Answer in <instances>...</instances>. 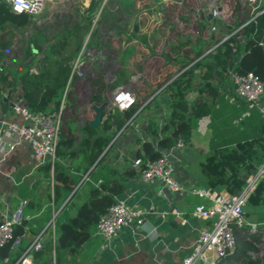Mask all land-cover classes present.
<instances>
[{"label":"trees","instance_id":"trees-1","mask_svg":"<svg viewBox=\"0 0 264 264\" xmlns=\"http://www.w3.org/2000/svg\"><path fill=\"white\" fill-rule=\"evenodd\" d=\"M62 1L55 0L51 3L46 0L42 13L34 18L28 14L13 12L5 0H0V60L2 61L0 102L6 103L11 95L18 93L22 103L32 112H51L59 108L61 97L68 87L54 159L44 161L36 170L37 177H33L34 180L29 187L31 194L25 204L26 210L33 214L32 209L39 208V204L34 200L37 191L41 192V197H46L49 202L59 206L84 175L93 183L98 182L96 184L87 182L89 184L88 198L82 203L76 204L73 195L63 206L58 217L62 220L57 224V257L60 250L74 252L91 237L99 216L107 212L114 202V196L121 192L122 180L134 173V169L129 168L119 175L117 169L106 164L110 147L106 148L115 133L132 116L135 107L129 108L122 114L109 112L102 123L96 127L85 122L77 127V134L73 133L69 125L67 127L65 125L67 105L72 103L70 100H77L78 97L74 90L75 81L85 74L74 75L68 84L72 65L81 49L85 34H88L85 44L87 50L95 46L96 49L105 47L110 52L115 51L112 48L115 41H100L99 26L92 31L89 30L96 15L93 7L98 0H90L87 5L84 4L82 12H79L80 8L76 6L75 10L70 9L71 17L68 16L62 21L54 19L44 24L45 28L39 29L36 24L41 17L47 18L52 11L62 8ZM76 1L79 5L82 0ZM158 1L160 0L153 2ZM242 1H244L243 5L247 2ZM181 10L179 19L185 20L181 22V25L190 24L189 20H186L190 10L183 8ZM248 11L247 14L242 7L238 9L236 3L234 14L232 15L233 10L228 13L230 19L233 16L232 20L227 23L222 19L212 18L205 22V17H200L203 23L198 20L200 14L197 12L194 22L198 29V37L194 41L188 35L183 41L182 33L186 29L184 27L181 29L179 21L169 24L171 31H176L175 38L168 39L162 52L159 53L165 67L162 71L168 70L167 79L169 80L163 88V94L167 98V118L160 128L157 124L151 123L149 128L152 139L143 141L140 149L136 151L135 157L141 158L143 165L146 161L157 158L162 149L170 148L179 137L186 144L190 143L192 131L199 119L215 114V105L222 99L219 94L220 85L223 86V83L228 85L232 82L229 76L230 70L237 73L251 71L264 81V0H259L256 11ZM257 11L260 12L255 15ZM201 13L205 14V12ZM99 15L98 24L110 19L109 11H101ZM251 17L252 19L237 34L223 39L226 34ZM213 24L216 28L211 31ZM160 26H155L152 37L146 38V34H141L138 23H135L133 32L136 34V41L132 42L130 49L134 48L139 40L145 44L152 42L154 49L160 42L159 35L162 34ZM177 26L178 28L175 29L174 27ZM14 29H20L22 33L16 35L13 32ZM27 31L31 33L28 34ZM202 32L206 35L208 33L209 39L202 38L204 36ZM13 39L16 45L22 46V48L19 47L20 53L14 54L15 51L11 48ZM209 49L210 51L205 54ZM128 50V48L122 50L119 57L125 62ZM151 51L154 52V50ZM91 73L89 71L83 78L89 79ZM215 73L216 77H214ZM125 75L128 74H122L115 83L126 78ZM191 92L198 93L192 104L187 101V95ZM90 100L100 103L106 100V97L101 93L93 92ZM262 100L264 101V98ZM76 109L72 103L69 108L70 117L75 120L77 119ZM244 109L243 103L242 110L237 112L235 117ZM233 122L236 124L235 119ZM236 126L242 129L239 139H230L231 142L224 140L222 143L212 139L208 154L199 163L200 173L206 185L229 193L239 192L245 177L253 173L264 160V116L258 110H254ZM159 134L161 136L157 138ZM155 138L158 139L157 145H153ZM70 206L73 209L72 214L68 213ZM260 206H264V177L258 181L248 196L245 207ZM27 216L28 213H24L22 220L14 226L15 235H24L25 228L30 229L32 221L27 220ZM9 245V242L0 245V260L10 255ZM27 246L28 244L23 243L22 239L21 245L17 248V256L12 263H15ZM52 248L51 240L45 242L38 251L33 253L34 264H47Z\"/></svg>","mask_w":264,"mask_h":264},{"label":"crops","instance_id":"crops-1","mask_svg":"<svg viewBox=\"0 0 264 264\" xmlns=\"http://www.w3.org/2000/svg\"><path fill=\"white\" fill-rule=\"evenodd\" d=\"M89 1L85 0L84 4L87 5ZM117 1L118 5L121 2L127 8V12H131L129 8L134 4V0ZM200 17H205V22L209 21L207 13L200 14L198 17V20L203 22ZM122 20L124 19L114 20V23H117V28L116 30L114 28L115 31L111 40L104 36L99 38L102 42H105V40L115 41V46H112L115 51L111 50L112 57L110 60L107 55L109 53L108 49L105 47L96 49V53H90L86 49L87 35L84 37L81 49L76 55L77 57L83 50L81 57L83 60L85 59V64L91 66L94 70H98V74L96 73L98 76H94L93 71H90L92 72L91 77L86 81L87 83L90 80L98 81V83L95 82L97 84L95 86V83H92L91 93H101L106 97V100L94 103L90 100V96L89 100L83 102L82 100H70L77 108L75 111L77 119L70 117L69 108L72 103L67 105L68 110L65 118L66 127L69 125L74 134H77V127L85 122L93 126L92 122L95 117L101 114L100 121L93 127L99 126L106 115L109 114L106 107L110 104L112 91L118 86L130 84L129 86L136 96L135 104L131 107H135V110L123 127L115 133L106 148L110 147L108 150L110 155L106 164L117 169L119 175L129 168L134 169L132 161L136 156V151L140 149L143 141L152 139L149 128L151 123L157 124V127L160 128L167 118V98L163 94V88L169 80L167 79L168 70L162 71L165 68L163 60L160 61V65L156 70L152 66H146L151 61L149 59L152 58L154 53L151 51L154 50L151 42L145 44L139 40L135 47L130 49L132 42L136 41V34L133 32L135 21L127 19L128 26L124 28V25L120 28ZM130 23H132V28H129ZM143 33L142 31L141 34ZM202 33H204L202 38L207 39L208 33L207 35L205 32ZM196 37H198V29L196 30ZM146 38H150L149 35L146 34ZM125 48L129 49L126 62L124 59L119 58ZM137 49L140 51H137ZM142 49L149 56L144 63H142L144 59L141 57L143 54ZM1 64L2 61L0 60ZM140 64L142 65L139 66ZM142 67L143 69H141ZM107 68L110 69L111 78L108 77L109 73L105 71ZM134 68L144 73L140 74ZM109 69L107 72H109ZM84 73L85 76L89 72L86 70ZM122 74L128 75L115 83ZM133 76H137L134 81H132ZM83 77L77 78L74 90L77 91V82L83 80ZM214 77H216V73ZM233 91L232 82L228 85L226 83H223V86L220 85L219 94L222 99L215 105V114L212 113L199 119L192 131L190 143L187 144L185 149L176 152L174 159L175 173L178 181L187 188L185 192L181 194L169 191L159 182H145L135 169L132 176H127L126 179L122 180L123 188L118 195L114 196V201L116 198L127 199L131 204L143 208L153 206L156 210V213L149 212L145 214L143 225L124 227L118 236L109 243H104L102 238L96 234V229H94L91 237L76 251L60 250L57 257V224L62 220V218L59 220L58 217L63 206L73 195L76 204L82 203L88 198L89 184L87 182L92 184L98 182L93 183L84 175L59 206L49 202L46 197H41V192L37 191L34 200L39 204V208L34 207L32 209L34 213L32 214L26 210L25 204L30 199L29 187L34 178L37 177L36 170L40 164H37L32 149L26 142L19 143L12 151L4 153L0 162V222L5 217L12 216L19 208H22L23 216L24 213H28L26 218L32 223L30 229L25 228L23 243L30 244L39 234L41 235L42 245L51 240L53 248L48 256L47 264H180L194 243L198 229L206 223L191 215L193 206L196 203L206 202L189 192L193 186H207L204 177L200 173L199 163L208 154L212 139L220 143L224 140L231 142L230 139H239L242 131L236 126L240 122L234 124L233 121L241 114L235 117V114L242 110L244 102ZM197 96V92H191L187 95V101L192 104ZM17 97L19 98L18 93H14L7 100L8 102H0V116L14 117L10 104ZM126 110L114 109L112 112L122 114ZM160 136L161 134L157 138ZM157 138L154 139L153 145H157ZM244 211L247 220L255 222L257 228L252 231L248 225L235 227L236 245L234 251L221 264H264V206L257 208L245 207ZM162 212H165L163 218L159 216V213ZM68 213H73L72 206L68 207ZM17 252V248L11 250L6 259L0 260V264H14L12 261L16 258Z\"/></svg>","mask_w":264,"mask_h":264},{"label":"built area","instance_id":"built-area-1","mask_svg":"<svg viewBox=\"0 0 264 264\" xmlns=\"http://www.w3.org/2000/svg\"><path fill=\"white\" fill-rule=\"evenodd\" d=\"M13 12L24 13L36 18L45 6L46 0H5ZM245 5L250 12L257 10L259 0H246ZM209 18L224 19L228 17L220 4L215 0H207L201 7ZM260 11L255 12V15ZM251 18L243 22L237 28L226 34L223 39L237 34ZM216 25L211 26L214 31ZM207 50V52H209ZM79 54L72 65L68 84L72 77L82 76L85 70V62ZM229 76L234 85V91L238 98L245 104V109L236 118L235 122L250 116L254 110H258L264 116V81L260 80L253 72L237 73L229 71ZM137 76H133L132 81ZM121 85L112 91L110 104L107 113L117 110H126L135 104L136 96L129 86ZM66 87L57 110L51 112H32L21 101L16 98L11 102L13 118L0 116V162L4 153L12 151L16 145L26 142L32 149L37 164L46 160L53 161L55 149L59 138L62 110L67 97ZM186 142L177 138L175 143L167 149H162L154 160H148L143 165L141 158L135 157L132 166L139 173L141 179L148 183L159 182L166 189L172 192L183 193L187 190L184 184L176 177L174 159L177 151L185 149ZM264 177V160L255 171L245 177L244 184L237 193H229L225 190H218L206 187L193 186L189 192L206 202H198L193 206L191 215L201 219L206 223L198 229L197 237L189 252L183 257L180 264H221L223 260L233 253L236 245L235 227L248 225L255 231L257 224L250 222L245 216L244 208L250 193L256 187L258 181ZM130 195V194H129ZM156 213L153 206L148 208L131 204L127 199L116 198L110 205L107 212L100 215L95 226L98 234L104 243L111 242L118 236L124 227L143 225L146 213ZM160 217L165 216V212L159 213ZM23 218L22 208L16 210L10 217H5L0 222V245L10 243V250L18 248L23 239V235L14 234V226ZM262 224V223H261ZM264 224V222H263ZM42 246L41 235L28 244L20 253L14 264H34L33 253Z\"/></svg>","mask_w":264,"mask_h":264},{"label":"rangeland","instance_id":"rangeland-1","mask_svg":"<svg viewBox=\"0 0 264 264\" xmlns=\"http://www.w3.org/2000/svg\"><path fill=\"white\" fill-rule=\"evenodd\" d=\"M48 1L52 3L55 0H48ZM153 1L154 0H134V4L132 5V7L129 8L131 12H127V10H126L127 8H125L121 2L118 5L117 0H106L105 2L103 0H98L97 3L93 7V11L95 10L96 15L93 19V23H92L91 28L89 30L92 31L97 26H99L98 31H99L100 36H104L107 39L110 38V40H111L112 35L114 34V31L117 28V23L113 24L112 22H114V20L115 21L119 20V18L124 19L120 22L122 24L120 26V28L123 27L124 25H125L124 28H126L128 26L127 25L128 24L127 19H130V21H135V23H138L139 28H140V32L143 31L144 32L143 34H147V36L149 35V37H152L151 36L152 30H154L155 26L161 25L160 27H162V34L159 35L160 42L154 48V50L156 52L154 51L152 58L149 59L151 61L146 64V66H149V67L152 66V68L154 70H156V69H158V67L160 65L159 63L162 60L161 56H159V53L162 52L166 41L168 39H174L175 38L174 36L176 35L175 34L176 31H171L169 24L171 22L176 23L179 21L180 25H181V22L182 23L185 22V20L182 21L181 19H179V16H178L182 12L181 8L186 9L188 11L190 10V14H188L186 16V17H188V19H186V20H189L190 24H187V23L184 25L182 24L181 29H183V27L186 29L185 32L183 31V33H182V34H184L183 41H185L184 39H186V35L190 36L191 40L194 41L195 40L194 38L196 37V29H197L195 22H194V18H195V15L197 12H199V14H202L201 12H205V11H203V9H201V7L204 6V3L207 2V0H160L156 3H154ZM76 2H77L76 0H63L62 1V6H63L62 8H58V9L52 11L47 16V18L41 17V20L36 24V26L39 29H42V28H45L46 24L50 23L54 19L62 21L64 18H66L68 16L71 17L70 13H72V12L70 11V9L75 10L76 6H78L80 8L79 12H82L84 7H85L84 0H82L81 3H79V5H77ZM215 2L220 4V7L222 8V12L224 10L227 14L231 10H233L232 15L234 14V6L236 5V3L238 5V9L242 7L243 10H246L247 14L249 12L248 7L246 5H243L244 1H242V0L241 1H239V0H235V1L234 0H215ZM105 3H106V5H105ZM105 10L107 12L109 11V16H110L111 21L108 18V21H104V22H101L100 24H98V19L100 16L99 14L101 11H105ZM128 16H130V18H128ZM232 17H231V19H230V17H226L228 20L226 18H224L223 20L226 23L231 22ZM236 18H238V17H236ZM166 19L168 20L167 22H166ZM131 25H132V23H130L129 28H132ZM114 28H115V30H114ZM174 28L177 29L178 26L174 27ZM16 30L14 29V31H13L16 35L22 33L20 29H16ZM30 30L32 31V29H30ZM31 31H27L28 34H30ZM85 36H86V34H85ZM153 36H154V33H153ZM87 37H88V34H87ZM14 40L15 39H13V44H12L11 48L13 49V51H15L14 54H17V53L21 52V50H19V47L22 48V46H18V44L16 45L14 43ZM106 41H109V40H105V42ZM94 47L95 46L88 48L90 53H96L97 52L96 48H94ZM108 52L109 53L107 55L109 57L108 59L110 60V58L112 56H111V52L110 51H108ZM141 57L144 59L143 60L144 62H145V60H147L149 58V56L145 53L144 50H143V54L141 55ZM109 64H110V62H109ZM108 69L109 68H107L105 71H106V73H109L108 77L111 78L110 69H109V72H107ZM134 69L137 70V68H134ZM141 69H143V67ZM147 69H148V67H147ZM86 70L88 72L93 71V75L98 76V75H96V73L98 74V72H97L98 70H94L93 68H91V66L86 65L84 71L86 72ZM137 72H139L140 74L144 73L141 70H137ZM108 77H107V79H108ZM86 80H87L86 78L83 80H79L77 82V85H76V88H77L76 93L78 96L77 100H82V102L85 100H89V96H90V93L92 91V86H91L92 83L93 84L95 82L98 83V81H94V80L93 81L90 80V82L87 83ZM81 109H82V107H81Z\"/></svg>","mask_w":264,"mask_h":264},{"label":"water","instance_id":"water-1","mask_svg":"<svg viewBox=\"0 0 264 264\" xmlns=\"http://www.w3.org/2000/svg\"><path fill=\"white\" fill-rule=\"evenodd\" d=\"M209 17H210V16H209ZM100 118H101V114H98V115L95 117L94 121L92 122V125H93V126L97 125L98 122L100 121Z\"/></svg>","mask_w":264,"mask_h":264}]
</instances>
